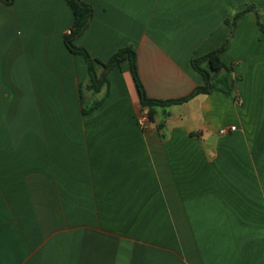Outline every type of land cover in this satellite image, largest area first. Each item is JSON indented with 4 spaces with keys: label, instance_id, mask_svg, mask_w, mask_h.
<instances>
[{
    "label": "crops",
    "instance_id": "obj_1",
    "mask_svg": "<svg viewBox=\"0 0 264 264\" xmlns=\"http://www.w3.org/2000/svg\"><path fill=\"white\" fill-rule=\"evenodd\" d=\"M81 1L93 12L75 46L102 62L131 47L153 99L203 85L190 61L226 42V20L253 6L264 25V0ZM72 22L65 0L0 1V264H264V34L254 15L236 22L220 56L238 101L214 90L171 106L162 132L137 125L127 60L82 114L86 63L63 42ZM82 91L87 105L100 98Z\"/></svg>",
    "mask_w": 264,
    "mask_h": 264
},
{
    "label": "trees",
    "instance_id": "obj_2",
    "mask_svg": "<svg viewBox=\"0 0 264 264\" xmlns=\"http://www.w3.org/2000/svg\"><path fill=\"white\" fill-rule=\"evenodd\" d=\"M1 2L10 5L14 0H0ZM73 15V22L69 29L71 33L65 35L63 42L67 50L75 55L83 57L86 63L87 74L89 76V84L84 87L81 86L80 99H81V112L86 115L99 107L104 98L108 95V80L109 72L119 64L127 60L129 63V70L135 84V88L139 98V105L141 110L147 111V116L150 124H155L158 132H162L164 128L165 119L169 116L167 109L171 106L181 105L198 95H206L212 91H220L234 101H238V96L235 92V80L233 76V66L225 64L221 60V53L227 48L233 36L236 22L245 14L252 13L255 18L257 28L264 34V25L260 21V11L253 6H247L243 11L237 13L232 20H226V23L231 27L229 38L224 44L214 51L206 55L191 59L190 65L192 69L203 78V85L196 87L188 95L177 99H153L147 96L142 81L139 77L137 70L136 52L131 47L121 48L113 53L109 59L102 62L98 59L91 57L88 51L84 48L77 47L74 41L86 30L92 17V7L81 0H65ZM207 62L209 69H204L202 64ZM100 65L102 72L96 73L95 66ZM232 79V85L229 80ZM84 89L86 92L93 96L100 95L97 101L87 105Z\"/></svg>",
    "mask_w": 264,
    "mask_h": 264
},
{
    "label": "built area",
    "instance_id": "obj_3",
    "mask_svg": "<svg viewBox=\"0 0 264 264\" xmlns=\"http://www.w3.org/2000/svg\"><path fill=\"white\" fill-rule=\"evenodd\" d=\"M71 33L70 30H68L66 32L67 35H69ZM149 120H148V116H147V111L146 110H142L139 115L137 116V125L141 128V129H147L149 127ZM235 130V127H230L228 129H221L219 130V134L220 135H224L228 132H232Z\"/></svg>",
    "mask_w": 264,
    "mask_h": 264
},
{
    "label": "water",
    "instance_id": "obj_4",
    "mask_svg": "<svg viewBox=\"0 0 264 264\" xmlns=\"http://www.w3.org/2000/svg\"><path fill=\"white\" fill-rule=\"evenodd\" d=\"M229 84L232 85V79L229 80Z\"/></svg>",
    "mask_w": 264,
    "mask_h": 264
}]
</instances>
